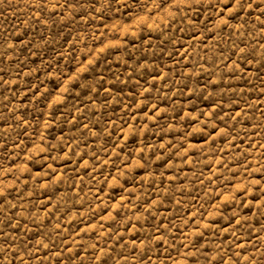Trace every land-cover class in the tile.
<instances>
[{"label":"rangeland","instance_id":"1","mask_svg":"<svg viewBox=\"0 0 264 264\" xmlns=\"http://www.w3.org/2000/svg\"><path fill=\"white\" fill-rule=\"evenodd\" d=\"M0 264H264V0H0Z\"/></svg>","mask_w":264,"mask_h":264}]
</instances>
